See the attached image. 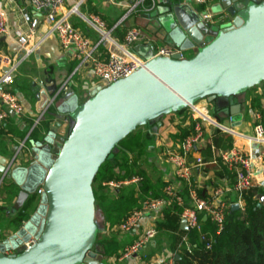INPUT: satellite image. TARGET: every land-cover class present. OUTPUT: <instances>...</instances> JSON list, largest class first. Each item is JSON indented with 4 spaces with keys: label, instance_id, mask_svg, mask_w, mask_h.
<instances>
[{
    "label": "water",
    "instance_id": "1",
    "mask_svg": "<svg viewBox=\"0 0 264 264\" xmlns=\"http://www.w3.org/2000/svg\"><path fill=\"white\" fill-rule=\"evenodd\" d=\"M211 3L213 14L228 16L227 24L209 25L199 10L180 5L161 16L154 13L160 16L163 36L183 54L195 48L193 56L159 58L152 53L145 68L108 87H96L83 103L68 90L61 105L57 98L47 102L52 105L46 117L55 123L31 141L34 162L8 172L6 160L0 161V173L23 184L16 211L23 210L40 187L44 190L31 219L0 243V264H103V255L96 251L100 229L94 184L121 143L151 125L158 133L163 117L202 101L233 104L236 97L264 84V0ZM258 200L262 207L264 195ZM232 209L239 211L240 206ZM181 227L190 230L186 220ZM33 236L36 243L26 249Z\"/></svg>",
    "mask_w": 264,
    "mask_h": 264
},
{
    "label": "crops",
    "instance_id": "2",
    "mask_svg": "<svg viewBox=\"0 0 264 264\" xmlns=\"http://www.w3.org/2000/svg\"><path fill=\"white\" fill-rule=\"evenodd\" d=\"M134 1L137 0H123L120 7L113 8L107 6L104 0H87L85 5L80 8V14L73 17V23L76 28L88 35L94 42H97L99 41V34L89 25L86 19L91 15L99 16L106 22L108 28L113 30L115 25L123 18L126 12V5ZM156 1H158L156 12H159L160 16L165 11L179 5L190 7L189 9L193 11L200 9L192 0ZM75 3V0H66L67 8L73 7ZM0 7L6 9L8 12L9 26L12 30L21 28L28 34L33 30L37 35V40L42 39V37L48 34L50 25L45 19L46 16L33 10L31 0H0ZM24 13H27L32 18L30 24L24 22ZM154 15V13L152 15H131L128 21L116 30H113L112 37L120 45H123L125 31L127 32L132 28L142 30L150 38V42L149 44L137 45L134 51L144 58L152 55L154 47H173L179 50V47L172 40L163 36V31L158 28L160 16L155 17ZM2 41L4 42L5 53L12 55L19 53V46L14 39L7 38ZM196 51L195 48L190 49L184 55H193ZM100 52L105 57L110 52L119 53V49L103 44L100 47ZM73 56L72 51L65 52L62 49L59 40L55 36H50L42 43L38 51L29 59L27 58L20 66L19 73H17L15 82L12 85V91L18 96L20 102L25 107L26 113L23 119L9 114L8 118L0 125V161L6 160V167L14 158H17L14 167L20 169L28 168L34 162L31 141L40 139L49 126L55 123V118L45 117L44 120L37 124L38 117L42 113L41 111L48 105L47 102L60 92L66 82H68L67 90L74 92L79 97L81 103L89 97L93 89L99 86L90 68H84L76 72L78 62ZM262 86L247 94L236 97L233 104L231 101L218 99L214 103L202 101L197 105L206 106L216 122L232 129V131L234 130L235 134L233 135L223 134L215 128L208 127V135L206 136L213 144L218 134L220 136H230L232 138L231 147L222 152L236 151L241 154L250 155L255 162V181L260 183V186L257 188H262L264 192V167L259 162L261 148L257 144H250L245 138L254 135V128L257 124L255 115L257 113L261 114L257 108H251V102L258 97L262 98V90H260ZM65 92L61 93L57 98V104L61 105L64 102L62 95ZM233 106H236L234 116L230 113ZM186 111L190 116L186 120L185 115L180 113L163 117L160 120L163 126L159 128L158 133L153 132L155 125H151L150 128H143L148 152L142 158L139 167L150 183L149 189L141 184L139 186L138 184H129L115 190L104 187L103 183H97L95 195L98 206L97 222L100 233L96 251L100 255H103V264H158L165 258H172L175 262L181 260L179 250L182 245L179 246V243L176 241L177 234L172 232H160L150 246L145 247L138 255L128 258L123 257L126 250L144 235L152 218L156 220L158 227V223L163 221L166 209H163L151 218L146 217L142 219L138 230L131 234H123L118 228L129 213H133L138 209L145 199L152 198V196L161 192L163 193V189L167 185L177 188L181 191L185 201L187 203L190 202L188 187L177 179L174 168L165 161L164 156H161V153H164L167 149L175 148L183 141L184 131L192 129L191 133L193 132L195 122L191 118V109L189 108ZM67 131L66 125L60 133L62 136H65ZM23 144L25 147H23ZM22 154L25 156L24 160L21 159ZM200 156L203 157L206 165L203 168L194 170V181L199 188V194L202 198L208 197L211 191L220 185L226 183L233 185L236 182V165L233 162L225 163L221 159H218L217 163L213 164L215 159L210 149L195 153L191 157V161L193 162ZM151 164L156 169L158 165L161 171L156 180L151 175ZM116 171L119 172V170ZM121 175L124 176L125 172L122 171ZM2 178L3 174L0 173V181H2L0 185V243L4 242L5 239L18 230L15 220L20 211H16L14 206L23 187V184L14 178H5L4 180ZM18 178L20 180L23 179L22 177ZM38 190L36 191V195H38ZM40 200H42V197ZM172 205H175V203H172ZM38 207L40 206H37L31 212L30 219L38 210ZM179 208L182 210L180 214L182 226L183 219L181 215L184 209L182 207ZM203 219L204 221L208 220L206 217H203ZM187 239V237H183L184 242H187Z\"/></svg>",
    "mask_w": 264,
    "mask_h": 264
},
{
    "label": "built area",
    "instance_id": "3",
    "mask_svg": "<svg viewBox=\"0 0 264 264\" xmlns=\"http://www.w3.org/2000/svg\"><path fill=\"white\" fill-rule=\"evenodd\" d=\"M73 7L67 8L66 0H31L33 10L39 14L45 15L47 23L50 25L48 34L42 39H36V33L32 30L29 34L21 28L12 30L9 26L8 12L0 7V41L3 39H14L19 46V53L12 55L5 52H0L1 68H0V125L9 116L13 114L19 119L25 117V107L20 102L18 96L12 91V85L15 82L16 75L20 66L35 54L42 43L50 36H55L62 47L66 51H72L73 57L78 62L76 72L84 68L92 70L93 77L98 81V85L108 87L120 80L126 79L133 75L137 70L145 68L147 63L146 58L140 57L135 53L134 49L140 44H149L150 38L147 37L142 30L138 28L129 29L126 32L125 41L120 45L113 37L112 32L122 24L129 20L131 15H152L157 10L156 0H137L126 5V12L121 21L115 25L113 30H110L104 20L96 15H91L86 21L99 34V41L94 42L88 35L75 27L73 17L80 14V8L85 5L87 0H75ZM123 0H104L109 7H120ZM149 2V3H148ZM195 5L200 7L199 13L202 20L209 25L215 26L224 25L229 22L227 15H215L211 11V0H192ZM23 20L26 24L32 22V18L27 13L23 14ZM109 44L112 47L119 49V53L110 52L107 56L100 52V47L103 44ZM155 44V42H154ZM180 54L182 59L186 56L178 49L173 47H154V57L173 58ZM8 68V72H3L2 68ZM68 88V82L64 84L60 92L54 97V100L65 92ZM52 102L49 103L44 111L40 114L37 120L39 124L45 119L48 114ZM191 118L195 122L193 132L187 136L175 148L167 149L161 156L175 170L177 179L185 183L189 190L190 202L187 203L182 196L181 191L174 188L172 185H167L164 191L167 198L152 199L147 198L142 205L136 209L124 222L121 223L118 230L123 234H131L138 230L140 222L146 217H153L160 213L163 209H167L172 203L182 207L181 215L183 220H186L188 227L191 230L201 231V218L211 219L216 225L217 235L221 236L224 233L226 225L227 213L234 205H239L241 210H244L245 201L244 195L250 192L251 189L260 186V183L255 181V162L250 155L238 153L236 151L222 152L216 149L214 144L207 139V128H215L223 134H235L234 130L216 122L209 109L206 106L190 107ZM256 125L254 135L245 137L250 144L260 146L259 162L264 167V126L262 125V116L257 113L255 115ZM23 147L25 145L23 144ZM210 149L214 155L213 164L221 159L225 163H234L236 172V182L232 185L223 184L211 191L210 195L202 198L199 194V188L194 181V170L203 168L206 163L203 157L196 158L193 162L191 157L203 150ZM17 158L7 166V171L10 172L14 167ZM7 174L3 175L2 180ZM141 179L135 178L131 181L124 182H108L103 183L104 187L111 189H120L129 184H139ZM2 181H0V185ZM44 195L43 187L38 190V196L41 198ZM156 220L152 218L149 227L144 232V235L130 248L126 250L123 257L128 258L133 255H138L145 247L150 246L154 239L158 236ZM36 243L35 237H32L29 243L26 244V249ZM158 264H176L172 258H165Z\"/></svg>",
    "mask_w": 264,
    "mask_h": 264
},
{
    "label": "trees",
    "instance_id": "4",
    "mask_svg": "<svg viewBox=\"0 0 264 264\" xmlns=\"http://www.w3.org/2000/svg\"><path fill=\"white\" fill-rule=\"evenodd\" d=\"M125 36L126 31L124 32V38ZM0 52H4L3 41H0ZM262 99L264 98L258 97L252 100L251 108H257L261 112L262 125L264 126ZM180 114L185 115V120L190 118L187 111ZM191 130H183V139L191 134ZM231 144L232 138L230 136H220L218 134L214 139V145L219 151H225L228 147H231ZM118 149H120L118 153L114 152L112 158L102 166L95 184L114 181L124 182L140 178L141 182L138 186L141 184L149 189L150 183L139 167L142 158L148 152L145 135L137 131L121 143ZM116 170H119V172ZM122 171L125 172L124 176L121 175ZM165 188L166 186L163 193L154 195L152 198H167L164 193ZM262 190V188L251 189L250 192L244 195V210L234 211L231 209L227 213L225 230L221 236L217 235V228L212 220L204 221L203 217L200 220L202 228L200 232L192 229L183 231L180 219L182 210L176 204L168 207L164 211L163 221L158 223L157 228L159 233L172 232L177 234L176 241L182 247L179 250L181 260L176 264H264V205L259 207L260 201L258 200V196L264 194ZM40 205L39 196L32 195L24 209L18 213L15 225L18 228L21 227L24 222L30 219L31 212ZM131 214L132 212L122 222ZM183 237L188 238L187 242L183 241Z\"/></svg>",
    "mask_w": 264,
    "mask_h": 264
},
{
    "label": "rangeland",
    "instance_id": "5",
    "mask_svg": "<svg viewBox=\"0 0 264 264\" xmlns=\"http://www.w3.org/2000/svg\"><path fill=\"white\" fill-rule=\"evenodd\" d=\"M107 45H109L108 43H107ZM191 56V54H186V57H190ZM260 90H262L261 91V93H262V98H264V85L260 88ZM255 93V92H254ZM259 94V93H258ZM257 95V94H256ZM262 103H263V105H264V99H262ZM139 133L141 134V133H143V128L142 129H140L139 130ZM129 139V138H128ZM125 142V141H124ZM120 149H118L117 151H115V153H118V151H119ZM131 156L129 155V158H130ZM114 162V161H113ZM113 164V163H112ZM163 164V163H162ZM150 170H151V175H153L152 177L156 180L158 177H159V175H160V168H159V166L157 165V169L155 168V166H153L152 164L150 165ZM94 187L95 188H97V184H94Z\"/></svg>",
    "mask_w": 264,
    "mask_h": 264
}]
</instances>
